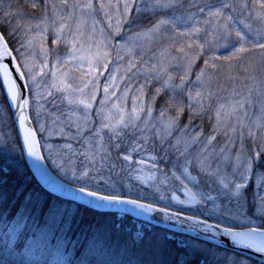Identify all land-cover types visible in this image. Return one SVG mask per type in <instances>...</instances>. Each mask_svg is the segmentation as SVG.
I'll use <instances>...</instances> for the list:
<instances>
[{"label":"snow or ice","instance_id":"snow-or-ice-1","mask_svg":"<svg viewBox=\"0 0 264 264\" xmlns=\"http://www.w3.org/2000/svg\"><path fill=\"white\" fill-rule=\"evenodd\" d=\"M256 49L264 0H0V95L19 126L0 162L26 152L51 182L47 148L87 204L211 234L86 223L38 183L9 189L0 167V264H94L85 249L114 237L111 264H264V70L241 63Z\"/></svg>","mask_w":264,"mask_h":264},{"label":"trees","instance_id":"trees-1","mask_svg":"<svg viewBox=\"0 0 264 264\" xmlns=\"http://www.w3.org/2000/svg\"><path fill=\"white\" fill-rule=\"evenodd\" d=\"M8 0H5V3H7ZM15 2V0H13ZM22 2V0H21ZM252 22H258V21H252ZM259 23V22H258ZM63 50V48H61ZM6 107L7 114L9 116V125H11L15 137L17 136V129L15 126V122L13 120V117L11 113L7 109V105L3 102V97L0 95V113L3 108ZM47 107V105H45ZM49 112L52 111V109H48ZM35 124V121H33ZM205 124V129L208 127V122L207 119L205 118L204 120ZM6 133H5V124H1L0 122V149L4 148L3 141L4 140H9V138H6ZM38 136H40V133H38ZM5 137V138H4ZM57 139V138H56ZM55 139V141H56ZM43 148V147H42ZM44 152V149H43ZM45 158L48 162V164L51 166L53 171L59 175L57 172V169H55L50 161L47 159L46 154L44 152ZM6 163L0 162V167L4 168L5 173L8 176V184L6 187L9 189H12L14 185L19 184L21 181H31L30 186H35L37 183L45 189L47 192L50 194L60 197L58 195L53 194L50 192L48 189H46L42 184L38 182V180L35 178V176L32 174L31 170L29 169L25 157H21L17 153H8L7 156L5 157ZM23 173L22 176H18L17 173ZM60 176V175H59ZM63 178V177H62ZM65 179V178H63ZM66 180V179H65ZM251 191V185L250 189ZM63 198V197H61ZM67 201L74 202L72 203V207L77 210V215L78 217L83 220L86 223H96V222H111V223H116V224H124V225H135L137 229L141 230H146L149 233L155 234L161 238H169L172 240H178L181 239L182 237H188V238H194L191 237L187 234L184 233H179V232H174L171 230H168L164 227L150 224L146 221L139 220L131 216L130 214L127 213H121L119 211H110V210H99L92 208L90 206H87L81 202H78L76 200H71L67 198H63ZM149 202H152L151 198ZM163 206V205H162ZM201 240V239H200ZM81 243L83 241L81 240ZM85 253L87 255V258L94 261V264H111V262L119 260L121 256L123 255V249L117 248V242L115 237L108 243H100L97 244L95 247H92L91 249H85ZM242 254V253H241Z\"/></svg>","mask_w":264,"mask_h":264},{"label":"water","instance_id":"water-1","mask_svg":"<svg viewBox=\"0 0 264 264\" xmlns=\"http://www.w3.org/2000/svg\"><path fill=\"white\" fill-rule=\"evenodd\" d=\"M14 120V118H13ZM15 122V120H14ZM34 124V122H33ZM15 126L17 129V133L19 131V126L18 124L15 122ZM41 152L42 154H44L43 149L41 148ZM45 156V155H44ZM24 157L26 160V163L29 167V169L32 171L33 175L35 176V178L38 180V182L40 184H42L46 189H48L50 192H52L55 195H58L60 197L63 198H67V199H71V200H76L78 202H81L87 206H90L92 208L95 209H99V210H110V211H119L121 213H127L130 214L131 216H133L136 219L139 220H143L146 221L150 224H154V225H158L161 227H164L168 230L174 231V232H179V233H184L187 234L191 237H199V239L201 240H210L211 239V234L210 233H204L203 231H190L189 230V225L187 223H181L178 221H174L171 219H165L161 214L157 213H150L144 210H136V211H132V207L128 206V208H121V209H103V208H96L93 205H89L87 204L86 201L81 200L80 197L74 192L69 190V184L70 182L63 179L61 176H59L57 173H55L53 171V169L51 168V166L48 164L46 158L44 160V165L48 170V174L51 177V182L46 181L44 178L41 177L40 173L37 171L36 167L33 165V157H30L27 155V153H24ZM63 185L64 187L61 189L59 186ZM83 195V194H81ZM227 226V225H226ZM232 227V226H229ZM221 241H227V243L231 244V240L224 236L223 234L217 238L216 240L212 241L213 243H220ZM240 253L243 254H247L249 251V249L241 247L239 249Z\"/></svg>","mask_w":264,"mask_h":264},{"label":"rangeland","instance_id":"rangeland-1","mask_svg":"<svg viewBox=\"0 0 264 264\" xmlns=\"http://www.w3.org/2000/svg\"><path fill=\"white\" fill-rule=\"evenodd\" d=\"M252 24H253V27H254V28L260 27V24H259L258 22H252ZM248 38H249L250 40L252 39L251 36H249ZM60 51H63V50L60 49ZM222 54H223V53H222ZM145 58H147V56H146ZM249 60H251V61L254 62V65H255V69H254V70H255L256 74L259 75V73L261 72V70H264V64L261 63L262 60H264V52H261V51L258 50V49H256V50H251V51H250V54H249V57H247V58L245 59V61H242L241 63H243L244 66L247 67V66H248V61H249ZM228 71H229L228 69H225V70H224L225 74H226ZM232 71H233L234 73L238 74V76L241 77V78H242L243 76L247 75V74H250V73H245V72L241 71V69H240V64L235 65V67L232 69ZM235 83H236L237 86H240V85H242V84H246L247 82L244 81V80H242V79H237V80L235 81ZM213 86L216 87V86H218V85L214 83ZM222 86H226L228 89H231V88L233 87V84H232L231 81H228L227 79H224V80H223V85H222ZM223 94H224V93L221 92V95H223ZM42 118H43V117H42ZM0 122H1V124H3V123L5 124V133H6L5 136H6V138L8 137L9 140H11V141H13V142H16V137H15L14 131H13L11 125H9V116H8V114H7L6 107L3 108V109L1 110V113H0ZM4 138H5V137H4ZM55 139H56L55 137H52V139L49 140V143H53V144H55V143H56ZM0 143H2V141H0ZM42 143H43V140H42ZM43 149H44V152H45V154H46L47 159L50 161V159L48 158V149H47V148H43ZM13 154H15V153H13ZM50 163H51V161H50ZM52 166H53V165H52ZM53 167L56 169L55 166H53ZM31 172H32V171H31ZM57 172L59 173V175H60L61 177L65 178L67 181H69V178L66 177L63 173L59 172L58 170H57ZM32 174H33V173H32ZM69 182H70V181H69ZM144 188H145L146 191H149V189H147V186H144ZM251 189H252V186H251ZM165 194L167 195L168 193H165ZM178 194H180V193H178ZM176 207H177V210H180V209H183V208H185V207H187V206H184V205H177ZM192 207H193V209H195V206H192ZM189 214H196V215H199V210H194L193 212H190ZM205 216H207V212H205ZM254 219H255V217H254ZM241 225H243L244 227H252V226L260 227V226H262V225L259 224V222H257L256 225H250V224H248V223H246V222H244V221H240V220H236V221H234V222H233V221H228V222H227V226L240 227Z\"/></svg>","mask_w":264,"mask_h":264}]
</instances>
